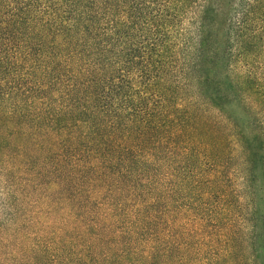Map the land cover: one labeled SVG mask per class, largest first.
<instances>
[{"label":"trees","instance_id":"16d2710c","mask_svg":"<svg viewBox=\"0 0 264 264\" xmlns=\"http://www.w3.org/2000/svg\"><path fill=\"white\" fill-rule=\"evenodd\" d=\"M0 264H264V0H0Z\"/></svg>","mask_w":264,"mask_h":264}]
</instances>
